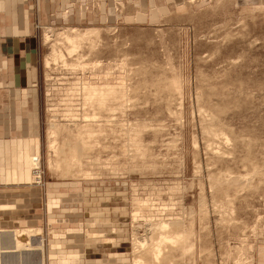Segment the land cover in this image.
<instances>
[{"label": "rangeland", "instance_id": "374dc122", "mask_svg": "<svg viewBox=\"0 0 264 264\" xmlns=\"http://www.w3.org/2000/svg\"><path fill=\"white\" fill-rule=\"evenodd\" d=\"M106 2L107 9L101 5L99 13L98 0L68 4L47 24L35 27L40 165L29 168L34 170L32 177H39L30 184L41 185L37 201L42 208L44 263L86 264L91 260L92 264H132L136 251L133 228L138 235L146 229L143 221H132L133 202L138 199L152 201L151 222L166 217L182 222L183 227L166 234L191 230L193 248L187 253L179 247L163 248L170 256L161 261L163 264H264V0ZM88 10L94 16H88ZM68 27H96L98 36L93 43H82V59L65 52L64 66L59 60L46 68L44 59L51 42H45L43 35ZM95 59L102 62L104 71L111 70L109 80L114 88L124 83V95L130 100L125 99L123 112H115V134L109 126H97L100 123L91 128L95 130L93 139L101 140L97 153L84 159L94 176L82 179L68 175L66 179L60 171L47 170L46 125L51 121L68 123L71 128V121L81 125L80 118L63 116L68 108L81 113L77 89L85 76L91 79L97 70L89 67L83 72L68 63ZM172 81L176 82L174 88L170 87ZM69 97L74 101L69 102ZM220 131L228 136V143L218 136ZM214 132L217 136H210ZM128 137L135 145L130 147ZM72 139L60 141L67 149ZM60 182L79 184L71 189L78 207L84 183L106 191L108 209L100 211L110 217L122 215L109 218L100 214L91 218L90 227L83 220L84 235L94 231L96 236L112 239L110 244L87 239L91 251L120 243L112 235L123 232L121 251H114L115 247L110 252L85 253L87 246L77 240L74 228L62 240L59 237L50 243L56 233L48 242L46 183ZM53 210L60 214L61 205ZM70 213L75 212L63 213L68 222ZM81 218L85 219L84 215ZM81 246L78 253L57 254L61 249ZM52 248L57 251L53 259ZM40 251L33 249L30 257L38 261L43 256ZM83 256L88 259L75 262ZM114 256L123 260H108ZM67 259L71 261L64 262Z\"/></svg>", "mask_w": 264, "mask_h": 264}, {"label": "crops", "instance_id": "0c3cea01", "mask_svg": "<svg viewBox=\"0 0 264 264\" xmlns=\"http://www.w3.org/2000/svg\"><path fill=\"white\" fill-rule=\"evenodd\" d=\"M78 1L80 0H0V228L41 226L40 212L42 208L37 201L40 197L39 186L41 185L30 184L33 182L31 178L33 171H30L29 168L31 155L40 154L39 120L37 121L39 115L38 49L34 33L37 24L44 26L49 20L54 19L64 6L77 5ZM86 1L89 2V0ZM98 3L97 13H99L101 5L107 9L106 0H98ZM88 16L92 17L94 14L89 13L88 10ZM23 183L30 185L21 187L20 184ZM47 183L46 209L47 224L50 230L48 242L54 238L52 230L55 229L57 232L55 241H58L59 237L62 240L71 232V228H74L79 234L77 240L87 246L86 249L84 248L85 253H99L104 250L110 252L115 247L114 251H121L122 247L124 248L121 241L124 236L123 232H120L111 234L112 238L116 237L118 240L116 242L120 243L112 247H94L93 250H88L91 249L89 247L91 243L86 240L87 236L84 235L82 221L84 220L85 226L90 227L92 217L102 215L101 217L112 218L122 215L115 211L119 214H113L110 217L106 211H100L102 208L106 209L108 205L106 191L97 190L84 183L80 186V191L83 194L80 198L77 197L79 208L76 204L75 194L71 191L75 185L79 184ZM92 190L95 191L90 194L88 191ZM58 205H61V212L56 215L53 208ZM91 208L99 209L92 211ZM70 211L75 213H70L67 216L73 218H70L68 222L63 218V213ZM92 212L95 214H91ZM80 214L84 215L85 219H82ZM53 216L57 217L54 222L51 221ZM118 227L120 226L118 225ZM69 238L71 239V237ZM48 245L50 246V244ZM82 249L83 246L73 250L61 249L57 254L66 255L67 251H70V254H75ZM41 252L44 256V248ZM11 253L4 256H11ZM117 258L122 259V257L114 256L108 260L114 261ZM85 263L92 264L91 260H86Z\"/></svg>", "mask_w": 264, "mask_h": 264}, {"label": "bare ground", "instance_id": "6f19581e", "mask_svg": "<svg viewBox=\"0 0 264 264\" xmlns=\"http://www.w3.org/2000/svg\"><path fill=\"white\" fill-rule=\"evenodd\" d=\"M61 29L60 31H56L55 33L51 32L43 35L45 38V42L48 41L51 42L49 55L47 54V56L44 59V66L46 68L50 67L51 63H56L59 60L62 62L64 66L66 64L65 52H67L69 56L73 54L74 55L77 54L76 55L77 59L79 58L82 59V57L84 56L83 54H81L82 52L80 53L81 51L80 48L82 47V43L88 41L90 42L92 41L91 43H93V39L98 36V31L96 30V27L86 28V29H76L73 27L71 28L68 27V28H64L63 30ZM58 44H63L64 47L63 48L58 47L57 46ZM61 48L62 50H60ZM93 48L94 47H92V49ZM68 64H70L71 66L74 65L75 67H80V69L83 72L86 71L89 67L90 70H97V71L96 72L94 71L93 73L94 76L91 79L89 78L85 79L86 78L85 76V78H83L80 83L79 89H77L78 90L77 92L81 99V103H80L81 113H77L78 109L76 110L75 108H68L66 110L67 112L65 116H63L64 118L71 117L72 119L80 118V121H82L81 125H78L77 123H75V121H71L70 123L73 126V128H71V126H69L68 123L63 124L57 121H51V123H48L46 125L47 127H46L45 136H46V141H48L49 153H50L49 157L47 158L46 167L47 170L49 171L50 170L60 171L62 177L66 179L68 175L73 176V178L80 177L82 179L83 178L86 179V178H90V176L91 177L94 176V174L91 172V170L88 167L85 166L86 164L84 163V159H89L90 156L96 154L97 147H99V144L101 143V140L93 139L94 137H92L91 134L94 133L95 130L91 128L92 127L94 128L96 126V123H100L97 124V126L98 125L99 127L109 126L111 127L110 131H112L115 134L116 131L115 126H117L116 122L114 121L115 112L116 110L117 111L119 110V112L124 111L123 110L124 101L126 98L129 97H126L125 96L126 94L124 95V90H125L124 83L121 85L122 87L119 89L114 88L112 86L113 83L110 81L111 78L109 77V75H111V70L107 72L104 71L103 67L101 66L102 62L100 60L95 59L92 62H84L83 60L82 61L79 60L76 63V65L75 63H68ZM174 84L176 85V82L171 84L170 87L174 88L175 86ZM170 87L168 88L165 87V88L169 89ZM66 95L67 96L71 95L72 97L74 94L68 93ZM71 97H69V102L74 101ZM217 133L216 132H214V134L210 133L211 134L210 136L212 135L217 136ZM206 134H208L207 131ZM219 135L220 138L221 137L224 138L227 143L229 142V138L228 136H226L224 132L220 131L218 133V136ZM70 136L71 138H73L72 139L73 143H71V145L66 149L65 145L61 144L60 139L67 140ZM128 139L130 142L129 143L130 147L132 145H135L136 143L135 140L131 139L130 137H128ZM93 144L95 145V147ZM126 147L128 148V146ZM126 147L123 148V151L124 152L126 151L127 153L128 149ZM217 149L219 150V148H216V150ZM214 152L217 151L214 150ZM133 154L135 155L136 153ZM36 156L34 155L31 156L30 166L32 168L38 169L40 165V159L38 156L37 157ZM32 171L34 172L33 169ZM31 178L34 181H36L38 180L39 177L33 176ZM149 202L152 203V201L149 200H138V199H135L133 202L132 221L133 222L143 221V224L145 225L146 229L143 235H138V232L133 228V238L135 243L134 246L136 251H134L133 254L134 258L132 264H159L161 261H164L166 257L167 258L170 257L168 254H165L166 252L163 253L164 251L163 248L179 247L180 249H182V251H184V253H187L193 248L194 245L193 240H191L192 233L190 229L187 230L183 229L182 231L173 230L172 233L166 234V232L168 233L169 230L178 227H183L181 221H178L177 219H173V217H166V218H159L156 222H151L152 220L154 221V218L151 217L153 214L152 212L154 205H150ZM164 208L165 207H163V209ZM41 231H42L41 226L25 227V228L12 227L10 229L1 227L0 228V264H45L43 259L44 256L40 257L38 261H34L33 260L34 258L30 257V253L33 249L43 250L42 248L43 235L41 234ZM51 232L53 233L54 236H56L55 234L57 232H55V229L52 230ZM87 234H88L87 239H95L97 243H103V244L112 243V239L110 237H107L108 235L96 236V232L94 231H87ZM154 235L157 236L154 237ZM55 242L56 241L51 240L50 243L52 244ZM50 251H51L50 252L51 257L50 256L49 257L52 259L55 258L56 257L55 254L57 253V251L56 250L54 251L53 248L50 249ZM11 252L14 253L12 254ZM7 253H11V256L10 255L4 256ZM82 259L86 260L88 258L87 256H83L82 258H76L75 262H81ZM70 261H71L70 259H67V261L64 260V262H68V263ZM59 262L62 263V261ZM161 264H163V262H161Z\"/></svg>", "mask_w": 264, "mask_h": 264}]
</instances>
